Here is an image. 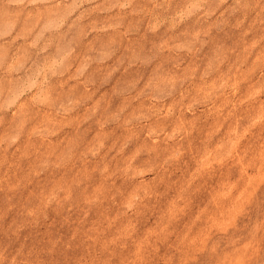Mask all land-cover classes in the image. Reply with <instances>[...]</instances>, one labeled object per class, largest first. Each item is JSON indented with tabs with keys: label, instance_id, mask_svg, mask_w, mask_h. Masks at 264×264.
<instances>
[{
	"label": "rangeland",
	"instance_id": "374dc122",
	"mask_svg": "<svg viewBox=\"0 0 264 264\" xmlns=\"http://www.w3.org/2000/svg\"><path fill=\"white\" fill-rule=\"evenodd\" d=\"M0 264H264V0H0Z\"/></svg>",
	"mask_w": 264,
	"mask_h": 264
}]
</instances>
